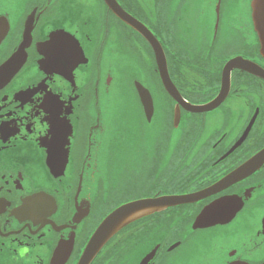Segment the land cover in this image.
<instances>
[{
  "label": "flooded vegetation",
  "instance_id": "af4514ba",
  "mask_svg": "<svg viewBox=\"0 0 264 264\" xmlns=\"http://www.w3.org/2000/svg\"><path fill=\"white\" fill-rule=\"evenodd\" d=\"M143 27L185 104L215 100L235 58L264 71V0H0V264H79L121 207L207 191L264 151V78L235 68L218 108L189 112ZM142 263L264 264V163L91 264Z\"/></svg>",
  "mask_w": 264,
  "mask_h": 264
},
{
  "label": "water",
  "instance_id": "95a60500",
  "mask_svg": "<svg viewBox=\"0 0 264 264\" xmlns=\"http://www.w3.org/2000/svg\"><path fill=\"white\" fill-rule=\"evenodd\" d=\"M128 21V20H127ZM131 24L137 26L133 21ZM262 26V24L260 25ZM140 32L142 35L148 40V42L153 46L158 63L160 65L161 74L164 78L165 88L167 92L189 111L194 113H206L210 112L216 108H218L225 100L228 95L230 89V80L229 74L230 71L235 68L243 69L249 73H253L261 78H264V71L258 67L257 65L246 61L242 58H236L228 62L225 67V74H224V84L222 90L218 97L210 102L209 104L202 105V106H194L190 104H185L182 102V98L177 91L176 87L172 83L167 70V62L164 51L160 43L156 40V38L145 28L143 27ZM1 35V33H0ZM57 35H61V33H56L54 35L53 40L55 41L58 38ZM262 39V54L264 56V33H261ZM1 39V37H0ZM63 50L60 51V57L63 59V55L61 54ZM83 55V53H82ZM138 92L141 97L150 96L147 91L141 85H138ZM181 120V112L179 106L177 107L176 114H175V125L176 127L179 126ZM237 147V145H236ZM234 147L231 152L234 151L236 148ZM230 152V153H231ZM264 163V151L250 160L246 165L242 166L231 175L220 181L218 184L213 186L212 188L208 189L207 191H203L201 193L192 194V195H185V196H171V197H162L157 199H149L144 201H139L135 203H131L124 207H121L113 214L108 216L97 229V231L92 236L89 244L87 245L83 256L79 262V264H91L96 256L100 253V251L104 248V246L120 231L124 228L128 227L132 223L136 222L137 220L141 219L145 215H151L153 213H159L165 211L170 208L178 207L181 205H187L196 203L208 195L215 193L216 191H220L223 187H226L232 183H235L242 178L246 177L250 173L254 172L255 170L259 169V167ZM222 202H218L211 206L210 208L206 209L196 220L194 227L199 225H206L208 223V219L210 218L209 213L212 209L219 208ZM216 219H221L220 217H214ZM152 257V255L150 256ZM146 264V263H142Z\"/></svg>",
  "mask_w": 264,
  "mask_h": 264
},
{
  "label": "rangeland",
  "instance_id": "374dc122",
  "mask_svg": "<svg viewBox=\"0 0 264 264\" xmlns=\"http://www.w3.org/2000/svg\"><path fill=\"white\" fill-rule=\"evenodd\" d=\"M127 91H128V87L127 86H125L124 89L122 88V92H123L122 95H127Z\"/></svg>",
  "mask_w": 264,
  "mask_h": 264
},
{
  "label": "bare ground",
  "instance_id": "6f19581e",
  "mask_svg": "<svg viewBox=\"0 0 264 264\" xmlns=\"http://www.w3.org/2000/svg\"><path fill=\"white\" fill-rule=\"evenodd\" d=\"M236 59V58H235ZM243 59V58H242ZM256 65V64H255ZM258 66V65H257ZM259 67V66H258Z\"/></svg>",
  "mask_w": 264,
  "mask_h": 264
}]
</instances>
